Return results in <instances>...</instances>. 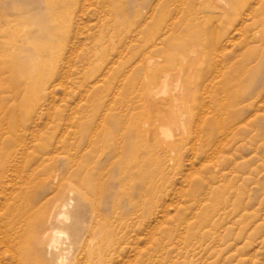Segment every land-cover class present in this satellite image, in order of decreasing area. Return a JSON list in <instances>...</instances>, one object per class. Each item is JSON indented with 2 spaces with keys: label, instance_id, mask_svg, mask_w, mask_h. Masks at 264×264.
Returning <instances> with one entry per match:
<instances>
[{
  "label": "rangeland",
  "instance_id": "obj_1",
  "mask_svg": "<svg viewBox=\"0 0 264 264\" xmlns=\"http://www.w3.org/2000/svg\"><path fill=\"white\" fill-rule=\"evenodd\" d=\"M0 264H264V0H0Z\"/></svg>",
  "mask_w": 264,
  "mask_h": 264
},
{
  "label": "bare ground",
  "instance_id": "obj_2",
  "mask_svg": "<svg viewBox=\"0 0 264 264\" xmlns=\"http://www.w3.org/2000/svg\"><path fill=\"white\" fill-rule=\"evenodd\" d=\"M164 77H168V76H165L164 75ZM165 79H167V78H165ZM161 82V81H160ZM164 82V81H163ZM165 85H164V87L162 88L164 91H163V93H166L167 92V87H166V82L164 83ZM183 84V83H182ZM161 85H163V84H161ZM160 86V85H159ZM161 89V90H162ZM175 92V91H174ZM182 93V92H181ZM162 94V93H161ZM165 95V94H164ZM182 96V95H181ZM176 98V97H175ZM174 98V99H175ZM175 101V100H174ZM164 106H165V104H163ZM178 105V104H177ZM162 106V105H161ZM163 107V106H162ZM165 110V109H164ZM170 116V115H169ZM70 191H72V190H70ZM70 191H69V193H70ZM59 204V203H58ZM57 205V204H56ZM62 205V204H61ZM63 206V205H62ZM58 209H59V207H57ZM63 208V207H62ZM66 210V209H65ZM60 211V210H59ZM63 211V210H62ZM52 213V212H51ZM64 217H65V215H64ZM62 218V216H61V213L60 212H58L57 214H55V215H52L50 218H49V221L48 222H58L60 219ZM66 218H68V217H66ZM69 220V219H68ZM65 221V220H64ZM67 222V221H66ZM48 224V223H47ZM46 234V233H45ZM62 234H65V233H60V232H55V233H52L51 235H47V245H48V248L49 249H51V250H55V249H57L58 247H59V241H58V238H60V236L62 235ZM45 237V236H44Z\"/></svg>",
  "mask_w": 264,
  "mask_h": 264
}]
</instances>
